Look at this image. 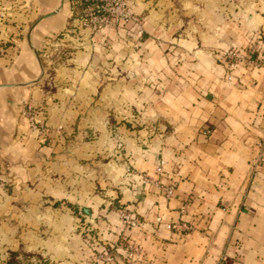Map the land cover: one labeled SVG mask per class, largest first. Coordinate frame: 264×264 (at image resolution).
<instances>
[{
    "label": "crops",
    "instance_id": "crops-1",
    "mask_svg": "<svg viewBox=\"0 0 264 264\" xmlns=\"http://www.w3.org/2000/svg\"><path fill=\"white\" fill-rule=\"evenodd\" d=\"M129 5L139 24L91 32L77 0H0V247L47 248L54 264H100L80 259L86 247H109L104 264H264V62L229 71L221 58L251 46L264 59V0ZM143 173L176 177L174 195Z\"/></svg>",
    "mask_w": 264,
    "mask_h": 264
},
{
    "label": "built area",
    "instance_id": "built-area-1",
    "mask_svg": "<svg viewBox=\"0 0 264 264\" xmlns=\"http://www.w3.org/2000/svg\"><path fill=\"white\" fill-rule=\"evenodd\" d=\"M79 5V11L77 16V26L81 29H89L91 32H97L110 25H120L123 23L133 22L140 23V18L136 15L129 5V0H77ZM137 34L142 36L144 30L141 26L137 29ZM255 47H246L243 49L234 48L228 49L221 53V58L226 63V67L231 71L237 64L246 63L250 66H260L264 59H262L256 52ZM225 80L229 83L232 82V76L227 73ZM22 114L27 118L30 127L36 130L40 136L45 137L50 131V127L39 118L35 105L27 102L23 105ZM258 152L251 162V174L254 173L262 160V140L257 141ZM163 161L157 166L156 170L158 174L163 172ZM141 181L143 183L156 184L163 192L165 197L170 198L174 195L176 189V183L178 179L171 178L166 182H160L156 178L146 173L141 175ZM120 216L122 222L126 226L135 225V220L132 218L129 211L126 209L120 210ZM173 230L177 232L190 231L193 228L192 223L178 221L173 223ZM128 250L131 255L136 257L143 253V248L140 245H129ZM97 260H102L103 262H111L113 260L112 255L104 251L99 254Z\"/></svg>",
    "mask_w": 264,
    "mask_h": 264
},
{
    "label": "rangeland",
    "instance_id": "rangeland-1",
    "mask_svg": "<svg viewBox=\"0 0 264 264\" xmlns=\"http://www.w3.org/2000/svg\"><path fill=\"white\" fill-rule=\"evenodd\" d=\"M194 14H196V13H193V16H194ZM50 58H51V56H50ZM50 66H53L52 62L50 64ZM50 70H52V69L50 68ZM35 107H36V109L40 108V106H36V105H35ZM121 209H124V208L120 207L118 204L114 205V207H113V210H117V213L119 214L120 219H121V216H120V210ZM79 215L80 214H78V216ZM43 221H44V223L47 222V224H43V225H45V227L47 229L49 228L48 236H50L51 238L56 236V234H57L56 225H57V223H60V221H58V216L56 214V210L50 209V212H49L47 218H44ZM82 222H83V220H82ZM82 222H79L81 224H80V227L78 228L80 231H82V234L80 235V237L82 239H87V243L90 244L89 245L90 247H91V244L93 247H96V246H94V242H93L92 238L90 239L88 237V235H85L86 233H89V231L87 230V225L85 224V222H83V223ZM123 226L126 227V224H123ZM193 228H194V224H193ZM90 232H92V231H90ZM39 237H40V235H34L33 239L34 240L39 239ZM20 238H22V237H20ZM108 248L109 247H104V248L97 247V248L91 249V251H90L86 247L83 250H81L80 259L82 261H87V262L90 261L91 263L95 262V263L104 264L105 262L103 263L102 260H97V258L99 256V254H101L102 252H104V251L109 252ZM75 256L79 257L78 254H76ZM0 257H2L1 260H2L3 264H11L10 263L11 259H14L16 264H54V262H55V260H53V258L50 256V253L47 252V248L41 249L40 247H29L28 250H26V251H22L20 249L13 251V250H11L10 247H4L3 246V247H0Z\"/></svg>",
    "mask_w": 264,
    "mask_h": 264
},
{
    "label": "trees",
    "instance_id": "trees-1",
    "mask_svg": "<svg viewBox=\"0 0 264 264\" xmlns=\"http://www.w3.org/2000/svg\"><path fill=\"white\" fill-rule=\"evenodd\" d=\"M37 110V113H38V115H39V118H41L42 119V114L40 113V109H36ZM43 120V119H42ZM44 121V120H43ZM70 207L72 206V205H69ZM10 263L11 264H16V262L14 261V259H11L10 260Z\"/></svg>",
    "mask_w": 264,
    "mask_h": 264
},
{
    "label": "water",
    "instance_id": "water-1",
    "mask_svg": "<svg viewBox=\"0 0 264 264\" xmlns=\"http://www.w3.org/2000/svg\"><path fill=\"white\" fill-rule=\"evenodd\" d=\"M49 14H51V13H49Z\"/></svg>",
    "mask_w": 264,
    "mask_h": 264
}]
</instances>
